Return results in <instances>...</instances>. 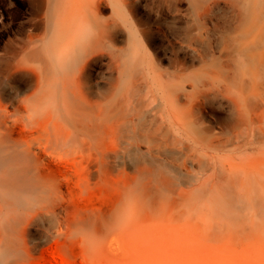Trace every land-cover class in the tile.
<instances>
[{"label": "bare ground", "instance_id": "6f19581e", "mask_svg": "<svg viewBox=\"0 0 264 264\" xmlns=\"http://www.w3.org/2000/svg\"><path fill=\"white\" fill-rule=\"evenodd\" d=\"M54 1L56 20L50 21L54 29L45 50L28 54L39 65H27L23 59L13 67L39 75H2L7 83L0 79L1 87L11 90L9 97L0 96V200L5 205L0 209V231L8 234L0 246V264L31 259L49 235L66 256L76 254L83 263L103 264L105 239L112 241L120 228L136 220L134 210H145L149 216L154 207L165 213L168 205H176L167 213L177 224L160 229L168 235L163 240L168 237L177 251L193 248L185 223L218 237L254 232L264 236V0H234L245 14L242 33L232 39L233 53L242 57L237 64L240 75H207L224 78L232 87L222 93L236 106L234 119L219 117L221 130L205 123L212 85L201 77L182 75L193 84L186 104L175 93L168 95L170 110L161 120L170 121L175 143L202 170L190 190L175 188L168 178H148L138 185L130 172L132 150L139 146L123 133L133 132L125 129L138 106L147 116L152 99L146 90L137 102V89L150 82L162 89L163 78L154 70L135 18L137 2ZM194 1L193 7L204 9L206 16L209 7L201 5L203 0ZM203 18L198 25H207ZM37 38L30 37L27 44ZM121 41L128 43L127 50L116 47ZM104 51L119 75L107 92L84 75L90 59ZM137 66L142 67L140 78L135 75ZM180 89L187 91L184 84ZM153 140L150 136L147 142ZM98 185L102 187L94 189ZM62 262L70 264L67 257Z\"/></svg>", "mask_w": 264, "mask_h": 264}, {"label": "rangeland", "instance_id": "374dc122", "mask_svg": "<svg viewBox=\"0 0 264 264\" xmlns=\"http://www.w3.org/2000/svg\"><path fill=\"white\" fill-rule=\"evenodd\" d=\"M194 2V0H135L134 15L152 55V65L156 73L163 77L162 89L157 88L152 82L146 87L139 85L135 95L137 102L145 98L146 90L152 93L150 111L147 116L146 114L143 116L141 107L138 106L137 116L134 117L133 123L125 129V131L133 130V132L123 133L132 139L134 137V141L138 142L139 147L132 150L130 156V158L133 157V167L130 172L137 177L138 185H142L148 178L152 180L168 178L175 188L190 190L193 186H197L198 183L195 182H198V178L202 176L199 164L193 162L191 158H186V151L175 143V132L170 121L161 120V114L170 110L168 97L170 91L179 96L182 104L189 102L190 94L193 93V84L191 81L186 82L182 75L201 77L204 82L212 85L209 91L211 102L209 100L203 113L206 124L221 130L217 127L219 123L216 122L219 117L230 120L238 115L234 102L222 93L229 83L224 78L212 80L211 76L228 75L229 78H233L240 75L237 64L242 57L233 53L232 39L242 33L244 29L242 21L245 14L234 0H203L201 5L205 8L209 7L205 10L207 15L204 16V9L194 8ZM56 11L54 0H0L1 80L7 83L1 77L2 75H39L37 71L13 67L23 59L28 60L27 65L31 64L35 67L39 65V62L31 60L28 54L37 50H45V40L54 29L50 21L55 19ZM109 16L110 12H106L105 17ZM200 17H204L207 25H198ZM32 36L38 38L28 45L27 42ZM116 47L122 51L127 50L128 43L121 41L116 43ZM84 75H87L93 83H99L104 92H107L112 84L119 80V75L115 71V62L107 51L100 52L90 59ZM135 75L138 76L137 78L142 76V67L137 66ZM207 75L211 76L207 77ZM181 84L185 85L186 92L180 89ZM5 89L4 85L3 87L0 85V96L5 94L9 97L8 94L11 93L9 86L6 85ZM150 136L154 140L148 143ZM121 178L125 180V175ZM100 187L102 186H94V189ZM4 207L3 201L0 200V209ZM164 207L165 213H159V209L154 207L155 211L150 212L149 216L146 215L145 210H134L136 220L120 228L117 235L113 236V242L108 239L111 237L105 239L104 245L111 244V242L112 244L108 245L111 251L108 250V246L103 245L106 249L103 247L105 252L102 256V263L264 264V236L259 232L245 236L226 232L227 234L218 237L210 233L208 229L194 230L185 223L186 237L193 244V248L174 250L168 237L165 239L167 241L163 240V237L168 235L162 233L160 228L171 223L177 224L167 213L176 205ZM223 222L233 224L230 220ZM7 235L1 229V247ZM114 239L117 242H114ZM56 240L55 237L49 235L47 242L36 250L34 257L22 264H39L40 262L43 264L47 260L50 263L45 264H56L55 262L58 263V261V264H63L62 258L65 261L66 257L70 264H77L79 257L76 254L66 256ZM107 240L110 242H106ZM162 241L166 247L163 246ZM51 244L54 247L49 246ZM49 247L57 252V256L55 252L52 256L53 253L51 254ZM45 249L50 252L49 255ZM148 251H150L149 255H147ZM151 253H156L155 255H159L157 258L160 259L154 258L155 255L150 256ZM164 254H168L170 258L165 257ZM161 256L164 257L161 258ZM174 256L175 260H173ZM79 261H81L80 258ZM82 263L81 261L79 264Z\"/></svg>", "mask_w": 264, "mask_h": 264}]
</instances>
